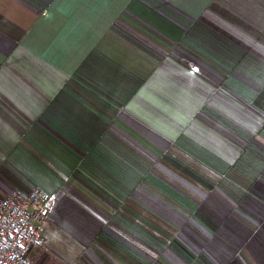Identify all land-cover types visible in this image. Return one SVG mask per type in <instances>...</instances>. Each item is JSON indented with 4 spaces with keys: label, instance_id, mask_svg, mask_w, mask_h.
Returning a JSON list of instances; mask_svg holds the SVG:
<instances>
[{
    "label": "crops",
    "instance_id": "obj_1",
    "mask_svg": "<svg viewBox=\"0 0 264 264\" xmlns=\"http://www.w3.org/2000/svg\"><path fill=\"white\" fill-rule=\"evenodd\" d=\"M36 188L32 264H264V0H0V200Z\"/></svg>",
    "mask_w": 264,
    "mask_h": 264
},
{
    "label": "built area",
    "instance_id": "obj_2",
    "mask_svg": "<svg viewBox=\"0 0 264 264\" xmlns=\"http://www.w3.org/2000/svg\"><path fill=\"white\" fill-rule=\"evenodd\" d=\"M52 201L38 188L0 200V264H32L33 249L43 246Z\"/></svg>",
    "mask_w": 264,
    "mask_h": 264
}]
</instances>
